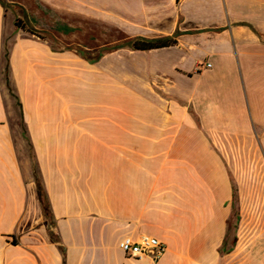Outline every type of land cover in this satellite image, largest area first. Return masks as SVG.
Returning a JSON list of instances; mask_svg holds the SVG:
<instances>
[{
	"label": "crops",
	"instance_id": "0c3cea01",
	"mask_svg": "<svg viewBox=\"0 0 264 264\" xmlns=\"http://www.w3.org/2000/svg\"><path fill=\"white\" fill-rule=\"evenodd\" d=\"M36 1L0 3V264H264V0ZM60 15L128 40L63 44ZM144 235L158 261L119 248Z\"/></svg>",
	"mask_w": 264,
	"mask_h": 264
},
{
	"label": "rangeland",
	"instance_id": "374dc122",
	"mask_svg": "<svg viewBox=\"0 0 264 264\" xmlns=\"http://www.w3.org/2000/svg\"><path fill=\"white\" fill-rule=\"evenodd\" d=\"M28 3H32L34 6V8H42L41 5L36 1V0H27ZM31 7H29L30 10ZM44 10V9H43ZM51 11L46 9L45 13H50ZM52 19V16L49 17ZM58 16L54 17V22L49 23L48 19H47V23L43 22L46 26V28L49 26L50 30H55L57 31V37L59 38L61 43L63 44H73V45H77V46H82L83 48H93L94 45L96 44H109V45H115L118 42L123 43L124 41H127L128 39H122V33L120 32V30H117V27L115 25H106L104 23H98L95 21H89V20H83V19H73L71 21V24H74L75 28H72L70 30V32H61V34H64V36H62L59 32L60 30H58V24H64V26H68L67 24H70V21L66 19V15L62 16L60 15V21L57 20ZM63 19H66V21H62ZM10 20V16L7 17V21ZM45 20V19H44ZM19 27L22 29H25L26 26L31 28V25L35 26L37 25V17L35 14L31 15V22L28 21H22L21 19L19 20ZM41 23V24H42ZM15 24V22H14ZM54 25V26H53ZM70 33V34H69ZM60 34V37H59ZM126 37V35H125ZM53 44V48L54 49H63V45H60V43H54V41H52ZM59 45V46H58ZM133 55L132 53L129 52H125V51H121L118 53H114L113 55H111V59H110V63L109 65L116 67L118 64L121 66L123 65L125 67L126 72L131 73L130 75H126V82H132L134 81V75L132 74L133 69L135 68L134 66H136L137 69L139 68H144V70H147V58H141V60L139 59H134V60H130V58L128 56ZM113 59V60H112ZM120 61H123L124 64L122 63H118ZM204 63H199L198 64V68L197 70L200 71L202 70L201 68L203 67ZM122 67V66H121ZM200 68V69H199ZM136 69V70H137ZM140 81L142 82V87L143 86H148L149 84V80L148 78H141ZM20 110L17 106H14V118L18 119V123L20 122ZM20 125L23 129V126L20 122ZM34 168V166H33ZM230 235H233L235 232V228L237 227V217L235 216V214H233L230 218Z\"/></svg>",
	"mask_w": 264,
	"mask_h": 264
},
{
	"label": "trees",
	"instance_id": "16d2710c",
	"mask_svg": "<svg viewBox=\"0 0 264 264\" xmlns=\"http://www.w3.org/2000/svg\"><path fill=\"white\" fill-rule=\"evenodd\" d=\"M0 3L5 6L3 0H0ZM19 23L20 21L19 20H16L15 21V25L19 27ZM30 32L32 34H35V31L34 29H31L30 28ZM176 45V41H174L173 39L171 38H164V39H136L132 42H129L128 46L130 48H132L133 50H137V51H148V50H153V49H159V48H165V47H170V46H174ZM82 51V50H81ZM80 55H84V51L83 52H80ZM4 58L6 60V65H5V76L7 77L8 76V71H9V56H8V51L6 50V53L4 55ZM14 98L17 100V105L19 107H21V104L17 98V96L15 94H13ZM37 185H38V194H39V198H40V202L42 204V207H43V211H44V214L45 215H49V211H50V206H49V203H48V199H47V195H46V192L44 191V188L40 182L39 179H37ZM235 190H234V199H235ZM231 227V226H230ZM225 245H224V249H225ZM229 251V250H228Z\"/></svg>",
	"mask_w": 264,
	"mask_h": 264
},
{
	"label": "built area",
	"instance_id": "2783aa9c",
	"mask_svg": "<svg viewBox=\"0 0 264 264\" xmlns=\"http://www.w3.org/2000/svg\"><path fill=\"white\" fill-rule=\"evenodd\" d=\"M210 66V64L206 65V67ZM119 248L129 258L142 259L149 257L153 261H158L166 251L164 243L154 237L145 235L141 236L138 240L125 238L119 243Z\"/></svg>",
	"mask_w": 264,
	"mask_h": 264
}]
</instances>
